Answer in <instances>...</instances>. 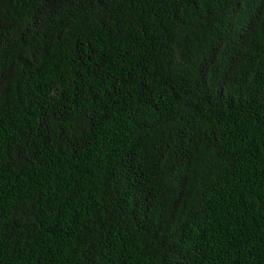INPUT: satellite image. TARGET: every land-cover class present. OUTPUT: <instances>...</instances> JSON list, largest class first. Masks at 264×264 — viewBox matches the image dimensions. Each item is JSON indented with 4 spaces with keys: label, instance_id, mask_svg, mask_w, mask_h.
Listing matches in <instances>:
<instances>
[{
    "label": "trees",
    "instance_id": "trees-1",
    "mask_svg": "<svg viewBox=\"0 0 264 264\" xmlns=\"http://www.w3.org/2000/svg\"><path fill=\"white\" fill-rule=\"evenodd\" d=\"M0 264H264V0H0Z\"/></svg>",
    "mask_w": 264,
    "mask_h": 264
}]
</instances>
